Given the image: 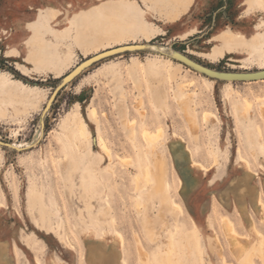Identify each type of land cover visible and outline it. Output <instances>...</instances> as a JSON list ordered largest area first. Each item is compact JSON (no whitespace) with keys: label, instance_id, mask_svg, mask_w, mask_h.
<instances>
[{"label":"rangeland","instance_id":"1","mask_svg":"<svg viewBox=\"0 0 264 264\" xmlns=\"http://www.w3.org/2000/svg\"><path fill=\"white\" fill-rule=\"evenodd\" d=\"M136 1L134 16L147 22L148 34L137 26L122 40L80 44L74 27L57 31L64 23L59 19L32 37L35 63L5 57L8 68L23 69L0 79V140L11 143H0V237L12 241V264H33V253L36 264H44L46 242L53 249L48 260L61 264L79 256L69 243L83 248L85 264H165L168 258L173 264H232L236 256L222 220L230 218L247 245L258 239L239 203L223 197L238 175L252 185L255 197L249 191L245 204L264 240V209L258 205L259 197L264 203V78L219 79L177 58L221 72L264 70L259 10L245 15L248 0H193L187 11L170 0ZM30 2L38 0H0V30H7L9 39L21 35L20 20L30 17ZM193 27L194 34L183 35ZM228 27L244 33L247 44L213 55L214 35ZM127 44L144 47L85 66L60 87L86 59ZM42 50L49 56H39ZM184 91L192 96L197 134L177 100ZM205 110L216 116L203 120ZM158 126L165 132L152 149L142 131ZM188 146L201 168L192 165ZM157 156L170 183L167 201L154 180L143 179ZM102 211L111 223L98 217ZM104 229L111 233L103 236ZM254 260L264 264V255Z\"/></svg>","mask_w":264,"mask_h":264},{"label":"bare ground","instance_id":"2","mask_svg":"<svg viewBox=\"0 0 264 264\" xmlns=\"http://www.w3.org/2000/svg\"><path fill=\"white\" fill-rule=\"evenodd\" d=\"M161 1L163 2L166 0H161ZM170 1L173 2L177 6V8L181 11H187L188 9H191V3L193 2V0H170ZM89 6L96 9V12L94 14H90V15L82 17L79 20V22L73 26L74 27L73 29L75 30V33H76L75 39L80 44H90L92 46H98L99 44L103 43V41L105 40H108V41L122 40L126 38L127 36H129L133 32V29L136 28L137 26H140L141 30L146 34L151 32V29L149 28L147 22L143 20H137L134 16L135 8L137 7L136 0H100L98 2H92ZM99 6H102V7H99ZM57 20L59 21V18H57ZM57 24L59 23H56V25ZM67 27L68 26L65 23H63V26L57 27V31L68 33L72 30V28L66 31L65 29ZM196 30L197 28L193 27L185 31L183 35L184 36L192 35L196 32ZM87 36H90L89 41H87L88 40ZM240 36L243 37V40L238 39V37ZM214 40H215V44L209 50L210 53H212L213 55L219 54V53L223 55L225 52L237 51L243 48L247 44V40H246V37L244 36V33L240 31H235L229 27L222 29L218 34L214 35ZM41 54H43L44 56H49L47 53L44 54L43 50H42V53L40 52V54L38 55L42 56ZM185 85H188V84H182L179 87L182 88ZM258 97H261V96H258ZM177 98H178L177 99L178 102L181 104L182 109L188 115V121H189V124H190V127L193 133L197 134L198 128H199V122H198L197 115L195 114V110L191 106L192 96L189 94V92L184 91ZM251 103L252 102L250 100L246 102L247 109L251 108ZM140 104H141V101H138L136 103V106H139ZM261 108H262V113L264 115V102L261 105ZM91 113L92 115L96 114L95 108L92 109ZM210 116L212 117L216 115L211 110H205L202 113L203 120H208ZM164 132L165 131L163 127L158 126L156 130H150L148 128H144L142 131V135L147 140L148 145L152 149H155L157 142L163 137ZM80 133L82 137L84 138L87 137L86 127L83 123L80 126ZM145 133H147V137H145ZM179 136H180L179 134L174 133V137H179ZM20 145H25V143L20 144ZM100 146L102 150L106 153L108 158L111 160L112 155L110 153V148L103 137H100ZM187 149L190 152V157L193 162L192 165H196L201 168L202 167L201 162L193 158V153L189 146L187 147ZM242 158L244 159L243 156ZM245 160L249 161L246 158ZM143 179L146 181L154 180V187L157 189V191L161 192L163 200L164 201L168 200V195L166 194L165 191L166 189L170 188V183L167 180L166 171H165V168L163 167V162L160 156H157L155 158L153 167L151 168L145 167ZM186 179L188 180L189 178L187 177ZM240 199L241 201L239 202V207L242 213H247L246 218L248 219V221H251L252 232L256 235L258 239L255 240L256 242H253L252 244L247 245V239H248L246 238L247 236L246 237L240 236V234L235 229L236 227L232 225V223L230 222V218H225V219L223 218L224 219L222 220L224 224L223 230L225 229L227 236L231 238L232 251L234 252L238 260L240 258L238 256V252L240 251V249H249V248L254 247L256 249L254 255L259 254L260 256H262L261 255V245L264 241L263 237L257 230L255 222H254L255 226L252 223V216L247 211V207L244 201V195H241ZM261 200L259 197L258 205L261 207V209H264V206H263L264 203L261 204ZM98 217L101 218L104 224H109L112 222L111 221L112 218L109 215L108 211H102ZM90 228H91V231L96 234V230L92 227ZM107 233H111V231L104 229L102 232V235L104 236ZM114 235L122 239L121 234L116 232V234ZM6 245L7 243H3V244L0 243V264H12L13 263L12 259L7 254L8 251H7ZM161 262L163 261L161 260ZM48 263L61 264L60 262L52 258H50ZM164 263L173 264L171 263V261H169V258L167 261L164 260ZM38 264H42V263L38 260Z\"/></svg>","mask_w":264,"mask_h":264},{"label":"snow or ice","instance_id":"3","mask_svg":"<svg viewBox=\"0 0 264 264\" xmlns=\"http://www.w3.org/2000/svg\"><path fill=\"white\" fill-rule=\"evenodd\" d=\"M27 7L30 9V17L20 20L21 35L16 41L8 38L7 30H0V79L8 80L10 79L9 72L23 70L19 65L8 68V61L5 57L20 58L21 61L25 59L32 61V37L37 31L49 30L51 27L55 26L56 23H59L57 18L64 21L68 26L65 30L68 31L77 24L82 17L96 12V9L90 7L87 3L83 2V0H58L56 4L48 3V0H38L36 3L30 2ZM254 10H259L260 17L264 20V0H248L247 12L245 15L251 14ZM228 23L229 20L225 19L224 24L227 25ZM257 26L264 27V24H259ZM238 39L243 40V37L240 36ZM32 63H35V61H32ZM29 66L32 67V64L30 63ZM32 70L36 71L37 68L33 67ZM145 137H147V133H145ZM73 235L75 234L73 233ZM77 243H79V241H77ZM66 247L72 251L79 252L77 259L66 257L68 264H85L82 247L76 249L71 243L67 244ZM255 251L256 249L254 247L240 249L238 252V256L240 257L239 260L233 257L232 264H255ZM261 255H264V243L261 245ZM224 264H227V261H225Z\"/></svg>","mask_w":264,"mask_h":264},{"label":"water","instance_id":"4","mask_svg":"<svg viewBox=\"0 0 264 264\" xmlns=\"http://www.w3.org/2000/svg\"><path fill=\"white\" fill-rule=\"evenodd\" d=\"M143 44H127V45H121L118 47H114L105 51H102L98 54H95L91 56L90 58L86 59L84 62L79 64L75 69H73L68 75L64 77V81L60 85L63 86L66 82L70 81L76 74L75 71L78 70L81 71L83 67L88 66L102 58H105L107 56H110L112 54H116L121 51H125L128 49H140L143 48ZM177 58L186 63L187 65L195 68L198 71H201L209 76L216 77L219 79H232V80H258L264 78V70H257V71H250V72H221L214 70L212 68H209L207 66L201 65L199 63L194 62L193 60L183 56V55H177ZM1 144L7 145L11 147V143L9 142H3L0 140Z\"/></svg>","mask_w":264,"mask_h":264},{"label":"crops","instance_id":"5","mask_svg":"<svg viewBox=\"0 0 264 264\" xmlns=\"http://www.w3.org/2000/svg\"><path fill=\"white\" fill-rule=\"evenodd\" d=\"M241 175H238V177H237V182L236 183H234L233 182V185H232V188H230L224 195H223V197H224V199H225V201H227V202H232V201H236V202H240L241 201V199H240V192L242 191V190H244L243 192H244V201L246 202V200H247V194H249V191L251 192V196H254L253 194V192H252V185L249 183V182H246V180H243V179H241V177H240ZM236 180V179H235ZM11 228V227H10ZM22 229H23V227H21ZM5 242H7V245H6V248H7V254H8V256L13 260V257L10 255L11 254V248H12V241L10 240V238H1L0 237V243L1 244H3V243H5ZM46 242V241H45ZM46 245H47V249H46V255H45V259H46V261H45V263L44 264H50V263H48V257L50 256V255H53V249L51 248V246L49 245V242H46ZM56 256H58V254H55ZM54 255V256H55ZM33 264H36V262H35V259H34V253H33ZM47 262V263H46Z\"/></svg>","mask_w":264,"mask_h":264}]
</instances>
